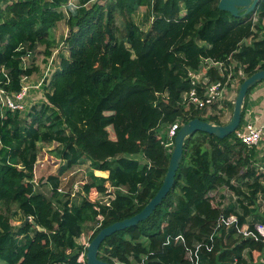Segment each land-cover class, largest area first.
<instances>
[{
	"label": "trees",
	"instance_id": "trees-1",
	"mask_svg": "<svg viewBox=\"0 0 264 264\" xmlns=\"http://www.w3.org/2000/svg\"><path fill=\"white\" fill-rule=\"evenodd\" d=\"M105 1L77 0L64 10L68 0H0V86L8 93L21 91L22 74L38 71L23 61L39 45L47 58L53 55L57 24L65 21L69 30L68 56L45 79L46 100L25 118L13 110L0 115V260L8 264H86L81 238L89 234L91 241L102 228L139 213L162 186L171 153L160 126L205 113L185 111L188 68L197 70L203 57L233 56L246 76L264 69V0L257 21L254 12L234 17L219 9V0ZM140 7L147 8L145 20L152 18L147 30L133 19ZM220 118L206 121L223 124ZM54 142L64 163L42 183L49 184L48 195L38 187L41 179L35 183V166L40 144ZM258 152L236 131L225 138L191 135L163 202L147 219L107 237L99 257L112 264H196L188 254L199 244L201 264H258L264 241L242 231L264 224ZM139 154L143 162L134 157ZM87 161L89 179L77 201L60 192L61 177ZM233 181H244L247 190ZM224 186L236 194L235 203L210 194ZM111 194L110 206L93 199ZM231 215L237 219L228 224Z\"/></svg>",
	"mask_w": 264,
	"mask_h": 264
},
{
	"label": "rangeland",
	"instance_id": "rangeland-1",
	"mask_svg": "<svg viewBox=\"0 0 264 264\" xmlns=\"http://www.w3.org/2000/svg\"><path fill=\"white\" fill-rule=\"evenodd\" d=\"M94 1H100L101 3H105V0H93ZM69 3H78L77 0H68ZM68 4H64L63 5V9L67 8ZM0 6L3 8L5 6L4 3H0ZM147 11L146 7H140L135 16H134V21H136L137 23H139L141 26H143V28L145 30L149 29L151 21H147L145 20V13ZM254 16V15H253ZM258 20V19H256ZM118 23L120 25V27L123 29L124 28V22L122 20L121 17H119L118 19ZM264 24V20L262 22V25ZM69 30L68 27L65 24V21H61L57 24V27L53 29V37L55 40V45L53 47V55L48 59L45 54H44V50H45V46L44 45H39L38 48L36 49V51L34 52V54L32 55V57H27L24 59L23 61V65L24 66H30L33 65L32 62L38 66V71L33 74V75H21V81H22V89L21 91L24 89L23 87H27V91L25 96L22 98L23 103L25 104V107L23 109H19L16 111H20L23 115V117H28L30 111L32 110V107L36 106V105H40L41 103H43L46 98L44 96L45 94V79L51 74V71L53 69V67L58 64V62L61 59V55H65L68 56V48L67 43L65 41L66 37L68 36ZM262 34H264V30L262 32ZM250 41L248 40L246 43H249ZM53 58V61L51 60ZM52 61V63H49V61ZM247 77L243 71V76H240L237 72H235V78L233 80V84H231V86L228 87V90L226 92L224 101L221 103L224 108L220 113V119L221 122L227 123L232 115L233 110L231 109V105L230 102H234L238 90H239V86H240V81L242 78ZM259 85H264V81L260 82ZM264 87V86H263ZM252 93V91H251ZM14 96V94H13ZM11 99H15V97L11 98ZM261 99H264V94H262L259 97V100H255V99H250V95H249V100H248V104L246 107V113H245V121L244 124L246 122H254L256 123L257 118L256 116H258V119L260 117V114L258 113V111L254 110V106L255 105H259L256 103H259L261 101ZM6 107L3 106V104L0 101V115L2 117H6ZM215 111L214 108H211L210 110H205V113H202L200 116L202 119L204 120H208L209 116L212 115ZM169 126L170 124H164L160 126V134L167 136L168 135V130H169ZM262 142H264V139L262 140ZM260 146V145H259ZM57 147V144H47V143H43L40 144V148H39V156H38V162L36 164V169H35V177L37 180L41 179V185L38 186L40 187L42 191H44L46 194H51L52 190L50 188V186H48L49 184L46 183L44 185H42L43 182H46L44 180L47 179V177L49 175L52 174H57L59 168L61 167V165L64 163L61 159H59L58 157H56L54 155L53 150ZM264 147H260L259 148V152H258V161L257 163L259 165L258 168L260 167L261 171H264V168H262L261 165V161L264 158ZM174 149V146L171 147V150ZM172 152V151H171ZM136 159L140 160V161H144L143 157L141 154L134 156ZM90 169V164H88L87 162L82 163L81 165H77L75 166L72 170H68L67 172H65V174H63V176L61 177L62 183H61V187H62V193L69 195L72 197L73 194H75V200H80V196L79 194L83 191L82 190V186L83 183H85L89 178H88V171ZM97 173V172H96ZM234 184L236 186H242L245 190H247L246 188V184L245 182H236L233 181ZM211 195L215 196L217 200H221L223 197H226V202H234L233 200H236V194L233 192V190H231L230 188H227L226 186L219 188L218 190L212 191L210 193ZM231 196V197H230ZM93 199L98 200L99 196L95 195L93 196ZM224 199V198H223ZM238 200V199H237ZM260 203V211L261 213L264 214V197H262L261 199L258 200ZM239 202V201H238ZM236 202V203H238ZM235 203V202H234ZM241 210V209H240ZM16 222L18 220H22L23 216H21L20 214L17 215L15 217ZM15 225H19V222L16 223ZM18 228V226H17ZM89 235V234H87ZM261 258V260H259V263L261 262V264H264V253L262 255V257L260 256L259 259ZM199 259L200 255H199ZM201 261V260H200ZM138 261H133V264H138ZM0 264H8L5 260H0ZM116 264H121V263H116Z\"/></svg>",
	"mask_w": 264,
	"mask_h": 264
},
{
	"label": "built area",
	"instance_id": "built-area-1",
	"mask_svg": "<svg viewBox=\"0 0 264 264\" xmlns=\"http://www.w3.org/2000/svg\"><path fill=\"white\" fill-rule=\"evenodd\" d=\"M69 5H75L74 3H67ZM66 10V9H64ZM254 21H257L256 12H254ZM252 37L243 40V44L248 40L249 43L252 42ZM241 42V44H242ZM27 58V57H26ZM53 61V58L51 59ZM49 63H52V61ZM232 62H229V61ZM239 67L238 74L243 76L242 67L235 61L233 56H229L227 60H216L211 57H203L201 59L200 67L195 70L193 68H188V78L191 82L192 87L190 90L186 91L183 95V105L185 106V111H190L192 108L195 110H210L214 108L213 106L217 104L218 108L213 114H219L223 110L224 106L221 104L224 101L228 87L233 84L235 78V68ZM214 71L217 75H213L211 72ZM17 93H8L4 88L0 86V101L5 106L7 110H19L25 107L22 98L25 96L27 87ZM14 94V96H13ZM15 97V99H11ZM183 125V119L179 118L177 121L170 123L167 139L164 141V145L167 148L168 153H171V147L174 146V139ZM237 137L245 143L247 146H258L264 139V125L259 126L254 122H246L240 128L236 130ZM38 162V161H37ZM36 169V166H35ZM35 179V183H37ZM62 183V182H61ZM60 192H62V187H59ZM82 193V192H81ZM76 195L73 194L72 197ZM99 201L110 206V199L114 196L111 195H98ZM213 196V195H212ZM236 216L231 215L226 222L228 224L236 221ZM256 231L248 230L245 227L242 231L245 238H253L255 240L262 239L264 241V224L258 223L255 225ZM241 232V230H240ZM80 242L84 245L85 251L87 252V246L90 242V236L85 235L81 238ZM200 245H197V250L194 253L189 252V257L192 259L196 256V264H201L199 259ZM86 252L82 258L83 263H86ZM138 264H145L144 260L137 262ZM87 264V263H86Z\"/></svg>",
	"mask_w": 264,
	"mask_h": 264
},
{
	"label": "water",
	"instance_id": "water-1",
	"mask_svg": "<svg viewBox=\"0 0 264 264\" xmlns=\"http://www.w3.org/2000/svg\"><path fill=\"white\" fill-rule=\"evenodd\" d=\"M260 1L261 0H219L218 7L223 11H228L234 17H244L252 12H256ZM262 81H264V69H260L254 74L244 78L239 86L237 96L234 100L233 112L227 123L216 124L196 117L182 125L174 139V149L171 152L168 169L162 186L156 195L139 213L102 228L87 246V264H112L99 257L100 245L113 233L134 226L147 219L157 206L163 202L174 186L176 174L183 158L186 139L198 131L213 134L218 138H225L229 134L235 132L242 120L249 89ZM29 220L30 218L28 217L26 222Z\"/></svg>",
	"mask_w": 264,
	"mask_h": 264
},
{
	"label": "crops",
	"instance_id": "crops-1",
	"mask_svg": "<svg viewBox=\"0 0 264 264\" xmlns=\"http://www.w3.org/2000/svg\"><path fill=\"white\" fill-rule=\"evenodd\" d=\"M49 59V58H48ZM264 85H257V86H255V88L252 90V93H250V99H255V100H259V97L262 95V94H264V87H263ZM256 104H259L258 106L257 105H255L254 106V110H256V111H258V113L260 114V117H259V119H258V116H256V118H257V121H256V124L257 125H259V126H263L264 125V99H261V101L259 102V103H256ZM56 142H54V143H52V144H55ZM56 144H58V143H56ZM258 147V146H257ZM260 147H264V142H261L260 143V146L258 147V149L260 148ZM263 150H264V148H263ZM87 163L89 164V162L87 161ZM82 163H80V164H77V165H81ZM77 165H75V166H77ZM74 166V167H75ZM74 167H72L71 169H69V170H72ZM96 172H100L99 174L98 173H96ZM95 172V174L96 175H98V176H102V177H107L108 176V174H109V172L108 171H101V170H97ZM102 174H106V175H102ZM49 195V194H48ZM17 222H19V220L17 221Z\"/></svg>",
	"mask_w": 264,
	"mask_h": 264
}]
</instances>
